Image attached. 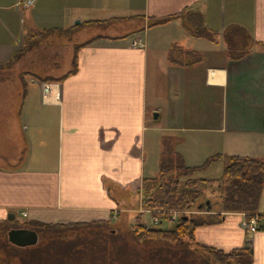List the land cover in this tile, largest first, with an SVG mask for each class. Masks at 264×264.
I'll return each instance as SVG.
<instances>
[{
    "label": "crops",
    "instance_id": "crops-1",
    "mask_svg": "<svg viewBox=\"0 0 264 264\" xmlns=\"http://www.w3.org/2000/svg\"><path fill=\"white\" fill-rule=\"evenodd\" d=\"M20 1L0 0V228L7 226V243L8 231L28 222H114L122 212L141 213L126 198L140 204L165 137L189 166L216 153L264 156V0ZM103 3L108 19L138 21L137 30L81 47L76 72L60 81L7 65L27 32L74 27V36L89 21L82 8ZM169 15L178 16L147 27L148 17ZM134 40L143 47L131 46ZM229 41L245 53L232 58ZM214 204L210 214L220 221L197 228L195 241L223 251L247 247L251 264H264V184L254 232L242 213H219Z\"/></svg>",
    "mask_w": 264,
    "mask_h": 264
},
{
    "label": "trees",
    "instance_id": "trees-1",
    "mask_svg": "<svg viewBox=\"0 0 264 264\" xmlns=\"http://www.w3.org/2000/svg\"><path fill=\"white\" fill-rule=\"evenodd\" d=\"M177 16L148 17L147 27L165 24ZM121 19L89 20L83 24L89 27H108L116 24ZM75 27L77 28V26ZM73 28H52L27 32L22 37L21 47L14 52L7 65L19 66L22 61H26V70H28L26 74H30L42 82L60 81L70 74H73L77 69L78 50L96 40L105 38L103 35L91 37L80 45H76L72 50V55L70 57H63L61 63L52 60V63L49 64L47 61L43 62L44 59L37 58V54H40L42 49L46 48L45 46H49L50 39L69 36V32ZM228 50L232 58H239L245 53L244 51L236 54L230 41ZM30 61L31 63H29ZM47 66L52 67L58 73L61 71V75L56 76V74H52L42 76L41 74L43 73L40 71ZM217 162L222 163L221 176L217 186L213 185L210 187L208 180L195 177L208 170ZM183 181L184 186L181 187ZM199 184H205L208 187L201 189ZM263 184L264 156L250 157L216 153L207 157L199 165L189 166L185 164L182 155L174 149L171 139L165 137L161 141V154L158 161L157 175L154 177H146L142 183V191L146 196L144 207L145 209L154 211L155 216L163 219L168 218L167 213L169 211L180 210L190 211V213L182 216L169 229L146 227L137 220L131 230V235L137 243L163 241L178 246L190 244L194 251H200L205 256L206 262L211 264H251L253 256L251 250L247 247L223 251L215 247L199 244L195 241L194 232L197 228L217 223L221 219L220 215L210 214V211L209 214L201 213L202 211L208 212L206 209L207 205H204L202 209H198L197 207L204 204L206 198L209 197L214 201L215 204H213L217 212L242 213L246 221H249L254 216H258L257 212ZM209 188L211 195L205 192ZM211 204L212 202H209V205ZM113 223V220L93 221L84 224L71 223L55 225L28 222L22 227L34 229L37 234L50 233L51 235L57 236L61 235V233L64 234L62 231L66 230H77L79 232L80 230L87 231L88 229H96L94 233L100 234L103 233L106 227H109ZM6 230L7 226L2 229L0 228V251L4 249V252L2 251L0 253V264H15L12 260H15L17 262L16 264H48L46 257H28L24 255L25 251L20 252L23 251L22 249L17 250L9 243L2 242L3 239L1 238L5 236ZM89 232L93 233L92 231ZM107 235L108 237L117 236L111 231ZM51 261H53L51 264H58L59 258L55 256V259Z\"/></svg>",
    "mask_w": 264,
    "mask_h": 264
},
{
    "label": "rangeland",
    "instance_id": "rangeland-1",
    "mask_svg": "<svg viewBox=\"0 0 264 264\" xmlns=\"http://www.w3.org/2000/svg\"><path fill=\"white\" fill-rule=\"evenodd\" d=\"M105 1L106 0H104V3ZM104 3L102 6H98L96 8L91 7L90 4L85 6V8L83 7V20L108 19L109 11ZM74 22L75 21H73V23ZM138 25V21L132 20L121 21L118 24L116 23L108 27H89L81 23L77 25L76 35L74 34V36H71L69 34V36L66 37L60 36L59 38L54 37L53 39H50L49 46H45L46 48L42 49L40 54H37V58H42L44 59L43 62L47 61L49 64L52 63V60H56L58 63H61L63 57H70L72 55V50L76 45L85 42L91 37L99 35L114 36L132 30L135 32ZM69 38L71 39V42ZM63 53L65 54L63 55ZM25 62L26 61H22L19 66L15 65L19 74H26V71H28L26 70L27 67ZM29 63H31V61ZM40 72L43 73L41 74L42 76L52 74L59 76L62 73L61 71L59 73L56 72V70L50 66L45 67V69L42 68ZM146 164L148 169H150L152 164H154L150 156H147ZM218 167L222 171L221 162H217L213 166L212 170L214 172L196 175L195 177L198 179L200 177L205 178L209 181L208 185L210 187L213 185L217 186L220 178H218ZM183 186L184 181L181 184V187ZM199 187L201 189H205L208 186L205 184H199ZM141 192L140 203L141 207L143 204L144 209V200L146 196L143 194V191ZM126 201L128 202V206L130 208L137 210L138 207H140L139 199H134L132 195H128ZM205 201L214 203V201H212L209 197L206 198ZM214 209L215 207L213 206V210ZM189 213L190 211L185 212L186 215ZM148 214L149 213L147 212L139 214L133 212H122L120 213L118 219L115 220L113 224L109 225V227H106L103 230V233L100 234L94 233L96 229H88L87 231L80 230L79 232L77 230H66L62 231L64 234L61 233V235L57 236L51 235L50 233H39L38 243L36 245L25 247H18L12 244L10 245L17 250L22 249L23 251L20 252L25 251V254H23L28 257H46L48 264L53 263L51 260L55 259V256L59 258L58 264H211L206 262L205 256L200 251H194L192 245L190 244L178 246L163 241L137 243L131 235V230L137 220H139L138 222H140L143 226L149 227L151 225L152 227L161 229H169L173 226V224H175L168 221H162L159 225H153L151 224V216ZM137 217H139V219H137ZM245 221L246 219L243 223ZM13 223L22 224V221L19 218H16ZM89 231H92L93 233ZM110 231L115 233L117 236L108 237L107 233ZM1 239H3L2 242L7 243L5 236ZM3 250L4 249H1L0 253H2ZM12 261L15 264L17 263L15 260Z\"/></svg>",
    "mask_w": 264,
    "mask_h": 264
},
{
    "label": "built area",
    "instance_id": "built-area-1",
    "mask_svg": "<svg viewBox=\"0 0 264 264\" xmlns=\"http://www.w3.org/2000/svg\"><path fill=\"white\" fill-rule=\"evenodd\" d=\"M32 3H33V0H22V1L19 2V5H21L22 7H28ZM131 46H141V47H143V44H142V42L140 40H134V41L131 42ZM139 212H141V213H144V212L149 213L148 215L151 216V224L159 225V224H161L162 221H168L170 223H176L182 216L186 215L185 212H187V211H180V210L169 211L167 213L168 214V218L163 219V218H161L159 216H155V214L153 213L154 211L149 210V209H145V208L143 209V204H142V207L140 205ZM201 213H206V211H202ZM22 216L25 217L26 214L22 213ZM258 222H259V216H254L249 221H245L243 223V226L248 227V230L250 232H254L257 229ZM149 227H152V226L150 225Z\"/></svg>",
    "mask_w": 264,
    "mask_h": 264
},
{
    "label": "water",
    "instance_id": "water-1",
    "mask_svg": "<svg viewBox=\"0 0 264 264\" xmlns=\"http://www.w3.org/2000/svg\"><path fill=\"white\" fill-rule=\"evenodd\" d=\"M75 24H79V21H75ZM157 118V113H153V119ZM204 205H207L206 209L210 210L209 201H206L204 204L199 205L197 208L202 209ZM10 218H13V215H11ZM7 239L8 242L12 245L18 246V247H25V246H31L36 245L38 242V234L29 229H11L7 233Z\"/></svg>",
    "mask_w": 264,
    "mask_h": 264
},
{
    "label": "flooded vegetation",
    "instance_id": "flooded-vegetation-1",
    "mask_svg": "<svg viewBox=\"0 0 264 264\" xmlns=\"http://www.w3.org/2000/svg\"><path fill=\"white\" fill-rule=\"evenodd\" d=\"M207 214H209V210H208V212H206ZM17 229H19V228H17ZM21 229H29V230H33V231H35L34 229H30V228H21ZM36 232V231H35ZM37 233V232H36Z\"/></svg>",
    "mask_w": 264,
    "mask_h": 264
}]
</instances>
